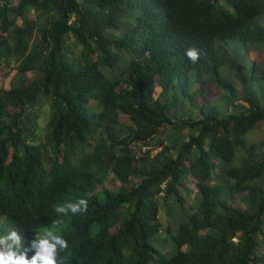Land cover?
<instances>
[{
    "label": "trees",
    "instance_id": "16d2710c",
    "mask_svg": "<svg viewBox=\"0 0 264 264\" xmlns=\"http://www.w3.org/2000/svg\"><path fill=\"white\" fill-rule=\"evenodd\" d=\"M11 3L0 68L16 62L21 81L0 86V234L31 238L54 204L85 198L87 212L62 217L70 264H263L264 142L247 134L264 124V61L247 54L264 45V0Z\"/></svg>",
    "mask_w": 264,
    "mask_h": 264
},
{
    "label": "clouds",
    "instance_id": "9594fccd",
    "mask_svg": "<svg viewBox=\"0 0 264 264\" xmlns=\"http://www.w3.org/2000/svg\"><path fill=\"white\" fill-rule=\"evenodd\" d=\"M185 55L190 62L196 63L200 58V50L189 46ZM53 208L58 218L49 226L35 229L31 238L27 234L20 235L15 229L0 234V264H70L71 252L62 234V217L87 212L88 201L77 198L54 204Z\"/></svg>",
    "mask_w": 264,
    "mask_h": 264
},
{
    "label": "rangeland",
    "instance_id": "374dc122",
    "mask_svg": "<svg viewBox=\"0 0 264 264\" xmlns=\"http://www.w3.org/2000/svg\"><path fill=\"white\" fill-rule=\"evenodd\" d=\"M10 1L12 2L11 4H15L17 2V0H10ZM50 15H51L50 12L45 13L42 10H39V11L31 10L29 13V16L32 18L38 16L40 21L47 26L49 25ZM39 19H38V21H39ZM16 22H17V24H20V19H18ZM31 40L38 41V39L36 37V31L35 30L33 31ZM66 43L71 48L72 54H77L79 52L81 45L78 44L77 42H75L74 38L71 35H69L66 38ZM31 46H32V44L29 43V47H31ZM247 56H248L249 60L258 61V62L262 63L264 61V45H259L256 52H249L247 54ZM15 64H17V63L14 61H9V65H7V66L5 65L4 67L0 68V86H3L5 88H9L10 83H13L14 81H15L14 82L15 84H20L21 78L18 75H15V73H16V70L14 69ZM34 74H35L34 72L29 71L26 73V77L29 80H31L33 78ZM12 78L14 79V81L12 80L13 82L11 81ZM157 92H158V89H156L154 96L157 95ZM90 104H92L96 109H98L97 103L95 101L91 100ZM8 110L12 111L15 109L12 107H8ZM32 111H34V113L37 114L36 122H35V124L37 126H36L34 133H35V135H37L38 142H43V139L46 138L44 130H45V124H46V121L48 119V112H49L48 101H45L43 99L42 101H40V104L38 103V105L33 107ZM247 139H248V143L257 142V141L264 142V124H262L260 128L253 130L250 134H247ZM44 147L46 150H48V148H49L47 145H44ZM142 149L144 150L145 148L142 147ZM48 151H50V150H48ZM155 151H156V149L152 148L151 153H154ZM262 151H264V146L262 147ZM186 180H187L186 185H187V188L189 189V191L182 189L181 195L184 198V207L186 208L187 211H191V210L195 209V208L192 209L191 206L195 205V203H197V199L195 197L196 191L194 189L195 180L190 176L188 178H186ZM114 183L115 182L111 179V176H110L109 180H108V185L113 186ZM160 219L163 222V224H166L168 222V219H169V217L166 216L164 210H162V209L160 212ZM165 236H166V234H165ZM171 246L173 248H175L174 244Z\"/></svg>",
    "mask_w": 264,
    "mask_h": 264
}]
</instances>
